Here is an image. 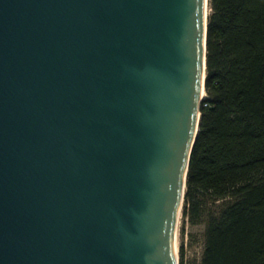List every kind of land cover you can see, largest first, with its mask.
<instances>
[{
  "label": "water",
  "instance_id": "water-1",
  "mask_svg": "<svg viewBox=\"0 0 264 264\" xmlns=\"http://www.w3.org/2000/svg\"><path fill=\"white\" fill-rule=\"evenodd\" d=\"M209 0H0V264H178Z\"/></svg>",
  "mask_w": 264,
  "mask_h": 264
},
{
  "label": "trees",
  "instance_id": "trees-1",
  "mask_svg": "<svg viewBox=\"0 0 264 264\" xmlns=\"http://www.w3.org/2000/svg\"><path fill=\"white\" fill-rule=\"evenodd\" d=\"M205 95L181 215L198 264H264V0H209Z\"/></svg>",
  "mask_w": 264,
  "mask_h": 264
},
{
  "label": "rangeland",
  "instance_id": "rangeland-1",
  "mask_svg": "<svg viewBox=\"0 0 264 264\" xmlns=\"http://www.w3.org/2000/svg\"><path fill=\"white\" fill-rule=\"evenodd\" d=\"M175 243L178 264H198L202 250V225L190 224L180 212Z\"/></svg>",
  "mask_w": 264,
  "mask_h": 264
}]
</instances>
